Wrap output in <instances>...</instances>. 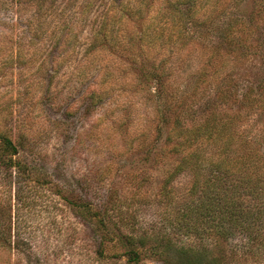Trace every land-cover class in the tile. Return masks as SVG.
I'll list each match as a JSON object with an SVG mask.
<instances>
[{
  "label": "rangeland",
  "instance_id": "374dc122",
  "mask_svg": "<svg viewBox=\"0 0 264 264\" xmlns=\"http://www.w3.org/2000/svg\"><path fill=\"white\" fill-rule=\"evenodd\" d=\"M52 1L59 5V11L76 13L81 1L87 0H71L69 4L68 0L43 1L42 9L47 12L39 20L33 19L30 29L37 35L31 43L26 38L27 19L36 12L37 5L33 0H0V131L10 125L13 129L14 125L16 133L13 129L11 137L16 141L23 135L25 146L20 148V155L34 179L22 199L16 200L14 170L0 168V225L10 231L12 244L18 239L23 244L22 252L0 251V264H126L124 247L115 244L116 235L101 243L92 223L78 214L74 202L80 192L89 198L110 195L109 218L117 224L118 233L132 234L144 243L140 264H181L173 254H163L161 245L168 239L202 250L205 257L199 264H264V232L252 233L251 240L238 232L227 239L201 238L171 223L190 199V175L181 173L172 181L173 202L161 198L159 188L165 170L174 163L173 156L165 152V156L158 155L159 150L169 148L164 138L170 124L155 116L156 109L145 103L146 94L135 92L138 87L154 90L152 74L135 85L131 70L140 77V65L131 68L133 64H125V57L118 52L105 50L102 62L114 76L123 78L126 72L129 88L113 80L115 89L107 96L112 99L108 110L78 111L83 102L76 98L85 86L76 84V51L82 41H90L94 16L88 10H84L87 17L79 13L80 21L74 28L81 27V32L75 38L73 28L69 57L64 61L57 57L63 48L56 49L59 39L55 34L59 32L51 33L54 27L48 12L53 10L48 7ZM230 2L234 15L242 17L251 28L258 0ZM63 18L60 15L56 21ZM253 29L254 36L247 37L251 54L234 66L235 76L245 74L253 79L264 60L263 22ZM194 51L188 52L193 60L186 65L193 69L198 67L194 64L198 51ZM144 68L146 72L150 69ZM186 73L181 72L176 84L187 81L183 77ZM241 126L245 136L255 140L254 145L264 152V115L244 120ZM158 134H162L161 140L156 138ZM142 135L146 139L143 145ZM149 148L146 158L144 152ZM244 201L257 202L250 196Z\"/></svg>",
  "mask_w": 264,
  "mask_h": 264
},
{
  "label": "trees",
  "instance_id": "16d2710c",
  "mask_svg": "<svg viewBox=\"0 0 264 264\" xmlns=\"http://www.w3.org/2000/svg\"><path fill=\"white\" fill-rule=\"evenodd\" d=\"M43 1L46 0H33L38 9L27 19L26 38L31 43L37 35L30 29L35 23L33 19L39 20L47 12L42 9ZM230 1L87 0L81 1L76 13L59 11V5L52 1L48 10L53 11L48 12V16L54 27L51 33L59 32L55 34L59 39L56 49L63 46L57 57L64 61L69 57L68 42L79 23V13L87 17L88 10L94 16L90 41H82L79 52L76 51V84L85 86L76 98L83 102L78 108L80 113L100 111L104 107L108 110L112 99L107 96L115 89L113 80L129 88L126 72L123 78L114 76L102 62L105 50L118 52L125 57V64H133L131 68L140 65V77L131 70V81L135 85L142 82L140 78L148 79L152 74L154 90L138 87L135 92L146 94L142 96L147 105L156 109L155 116L170 124L164 138L169 148L159 150L158 155L165 156V152L173 156L174 163L165 170L159 188L161 198L173 202L172 181L181 173L190 175L187 189L190 199L171 223L201 238L227 239L238 232L251 240L252 233L264 232V152L254 145L255 140L245 136L241 125L244 120L264 115V60L257 66L253 79L246 78L245 74L235 76L237 71L232 69L239 65L240 59L250 56L247 37L254 36L253 28L261 22L264 28V0L256 3L251 28L242 17L234 15ZM56 10L59 13L55 14ZM60 15L64 18L57 22ZM80 32L81 27L80 30L74 28L73 36L79 37ZM47 37L46 34L43 41ZM195 49L199 61L194 59L198 67L193 69L187 67L193 60L188 52L195 53ZM185 57L189 60H181ZM144 66L150 68L148 72ZM181 72L182 75L187 72L183 76L187 81L178 85ZM15 127L13 125L16 133ZM13 129L10 125L6 131H0V168L14 170L17 183L14 196L20 200L34 179L20 155L25 146L23 135L15 141L11 137ZM156 138L161 140L162 134ZM145 140L142 135V145ZM151 149L144 152L146 158ZM77 196L74 206L98 231L100 242L106 243L116 235L115 244L119 242L120 247H124L122 255L126 264H140L144 243L132 234L118 233L117 224L111 223L109 218L110 195L103 193L89 198L80 192ZM246 196L257 202H245ZM171 243L168 239L161 245L163 254H173L178 263L199 264L205 257L200 249L185 243ZM22 248L19 239L12 244L10 231L0 225V251L22 252ZM103 249L104 246L100 251Z\"/></svg>",
  "mask_w": 264,
  "mask_h": 264
}]
</instances>
